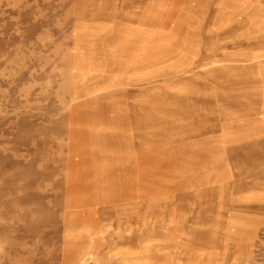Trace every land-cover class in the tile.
I'll return each mask as SVG.
<instances>
[{"label":"rangeland","instance_id":"obj_1","mask_svg":"<svg viewBox=\"0 0 264 264\" xmlns=\"http://www.w3.org/2000/svg\"><path fill=\"white\" fill-rule=\"evenodd\" d=\"M0 264H264V0H0Z\"/></svg>","mask_w":264,"mask_h":264}]
</instances>
